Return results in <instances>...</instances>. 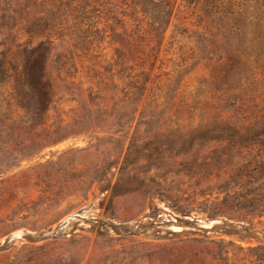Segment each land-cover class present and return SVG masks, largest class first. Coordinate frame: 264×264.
<instances>
[{"label":"rangeland","instance_id":"1","mask_svg":"<svg viewBox=\"0 0 264 264\" xmlns=\"http://www.w3.org/2000/svg\"><path fill=\"white\" fill-rule=\"evenodd\" d=\"M50 1L0 0L13 64L47 40ZM122 1L100 8L95 51L68 31L51 45L41 122L0 83V264H264V214L244 208L264 203V59L239 81L187 0L160 38Z\"/></svg>","mask_w":264,"mask_h":264},{"label":"trees","instance_id":"2","mask_svg":"<svg viewBox=\"0 0 264 264\" xmlns=\"http://www.w3.org/2000/svg\"><path fill=\"white\" fill-rule=\"evenodd\" d=\"M109 1L42 2L40 7L46 18L42 24L34 25L32 30L38 27L37 31L46 34L47 40L36 46L26 47L18 65L13 64L0 53V83L10 84L17 105L31 113L35 121L41 122L54 102V93L45 75L51 45L62 37L64 31H68L74 36V50L86 51L88 54L91 50L95 51V48L106 38V32L100 29L97 19L101 14L100 8L112 4ZM187 2L194 5L197 12L201 13L198 15L200 21L206 20L213 30L217 29L224 37L231 54L228 63L232 70L238 69L236 74L238 80L247 81L257 78V71H253L252 68L253 64H258L255 69L261 67L259 62L264 59V0H187ZM121 4L127 7L126 12H123L124 16L142 14L144 17L142 23L148 19L149 29L156 33V38H160L166 32L176 7L174 0H123ZM117 7L118 5H114V8ZM130 10L131 14H129ZM1 20L0 14V24ZM160 44L161 41L159 46ZM213 45L215 43H212ZM218 52L219 50L211 49L208 55L214 57ZM61 60V57L57 58L55 63L58 64ZM218 60H223V57H219ZM124 64L123 55L117 54L113 66L123 69ZM238 83L240 85L241 82ZM229 196L219 206L229 209V205L227 206ZM244 208L264 214L263 199L247 200ZM256 256L257 261H262L261 255Z\"/></svg>","mask_w":264,"mask_h":264}]
</instances>
